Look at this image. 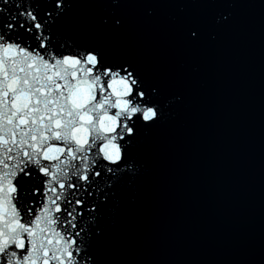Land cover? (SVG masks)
I'll return each mask as SVG.
<instances>
[{
    "label": "snow or ice",
    "instance_id": "snow-or-ice-1",
    "mask_svg": "<svg viewBox=\"0 0 264 264\" xmlns=\"http://www.w3.org/2000/svg\"><path fill=\"white\" fill-rule=\"evenodd\" d=\"M264 6V0H260ZM241 0H0V264H103L120 197ZM241 264H264L259 253Z\"/></svg>",
    "mask_w": 264,
    "mask_h": 264
},
{
    "label": "water",
    "instance_id": "water-1",
    "mask_svg": "<svg viewBox=\"0 0 264 264\" xmlns=\"http://www.w3.org/2000/svg\"><path fill=\"white\" fill-rule=\"evenodd\" d=\"M175 59L201 71L143 152L120 197L103 264H241L264 242V6L241 0L232 24Z\"/></svg>",
    "mask_w": 264,
    "mask_h": 264
}]
</instances>
